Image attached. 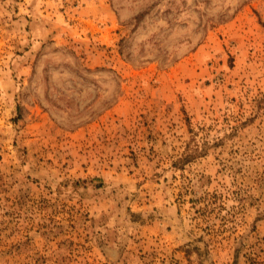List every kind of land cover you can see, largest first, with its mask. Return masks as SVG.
<instances>
[{
  "label": "rangeland",
  "instance_id": "1",
  "mask_svg": "<svg viewBox=\"0 0 264 264\" xmlns=\"http://www.w3.org/2000/svg\"><path fill=\"white\" fill-rule=\"evenodd\" d=\"M0 264H264V0H0Z\"/></svg>",
  "mask_w": 264,
  "mask_h": 264
}]
</instances>
